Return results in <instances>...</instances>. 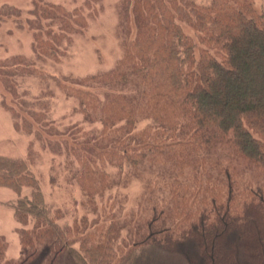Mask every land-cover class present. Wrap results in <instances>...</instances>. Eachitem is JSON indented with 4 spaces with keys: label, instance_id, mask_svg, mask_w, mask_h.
<instances>
[{
    "label": "trees",
    "instance_id": "1",
    "mask_svg": "<svg viewBox=\"0 0 264 264\" xmlns=\"http://www.w3.org/2000/svg\"><path fill=\"white\" fill-rule=\"evenodd\" d=\"M33 4V49L58 59L88 17L80 7ZM19 15L4 6L0 24ZM119 30L123 52L112 69L54 77L83 118L100 124L96 132L65 131L77 161L66 168L93 210L96 198L118 184L111 166L126 181L145 178L147 196L137 214L123 219L110 214L108 223L63 224V211L46 202L28 161L0 155V186L19 195L13 207L24 250L19 261H5L0 239V264H26L44 251L48 264L64 253L78 264H136L153 258L154 248L177 254L180 240H192L200 252L185 264H235L228 238L235 230L249 258L264 264V4L122 0ZM28 76L47 78L26 56L0 59V90L11 98L1 103L14 128L41 140L62 136L47 95L33 97L23 88ZM25 187L30 196L21 195Z\"/></svg>",
    "mask_w": 264,
    "mask_h": 264
},
{
    "label": "rangeland",
    "instance_id": "2",
    "mask_svg": "<svg viewBox=\"0 0 264 264\" xmlns=\"http://www.w3.org/2000/svg\"><path fill=\"white\" fill-rule=\"evenodd\" d=\"M254 1L257 8L264 4V0ZM121 2L122 0H42V3L62 4L70 9L83 8L88 17L87 28L73 35V42L66 53L58 59H49L40 58L33 49V35L28 22L32 18L30 12L34 7V0H0V8L12 6L20 11L18 17L8 16L0 24V59L14 55L26 56L47 77L28 76L24 79L23 88L30 90L33 97L47 95L50 100V117L60 132L63 131L62 136L52 138L44 134L45 139L42 140L37 138L36 133L25 134L17 131L11 114L1 103L2 97H7L10 102V94L0 90V155L28 161L31 171L39 180L46 202L63 211V224H72L84 218L91 222H110V214H116L119 219H123L128 214H137L141 201L147 196L145 178L132 177L126 178V181L118 174V168L111 166L108 170L118 182L117 186L103 199L96 198V210L85 203L87 198L82 188L70 178L66 168L68 160L73 161L74 168L77 161L68 153L69 148L75 145L74 139L64 133L73 127L85 132H96L100 129V124L87 122L78 112V101L68 97L54 79L86 77L109 71L116 65L123 52V34L119 30ZM132 36L133 32L130 38ZM146 123L144 121L139 126L143 127ZM49 140L61 143L62 148L59 151L53 150L48 145ZM127 171L125 166L122 174ZM30 194L31 188H23L21 195ZM18 197L13 189L0 186V239L6 246L5 261H19L24 254L20 241V225L13 207ZM228 238L235 264H257L246 254L236 230L231 231ZM176 248L177 254L158 252L154 248L153 258H139L135 263L185 264L188 259H200V252L192 240H180ZM47 257L48 254L44 251L26 264H48ZM57 264L78 263L69 253H64Z\"/></svg>",
    "mask_w": 264,
    "mask_h": 264
}]
</instances>
